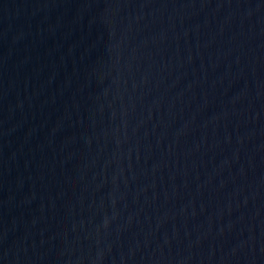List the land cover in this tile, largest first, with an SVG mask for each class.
<instances>
[{"label": "water", "instance_id": "1", "mask_svg": "<svg viewBox=\"0 0 264 264\" xmlns=\"http://www.w3.org/2000/svg\"><path fill=\"white\" fill-rule=\"evenodd\" d=\"M0 264H264V0H0Z\"/></svg>", "mask_w": 264, "mask_h": 264}]
</instances>
